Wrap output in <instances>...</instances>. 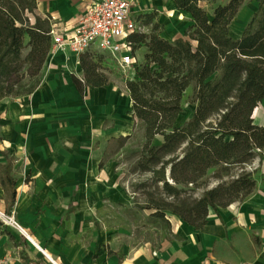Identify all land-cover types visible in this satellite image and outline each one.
I'll use <instances>...</instances> for the list:
<instances>
[{
    "label": "trees",
    "instance_id": "trees-1",
    "mask_svg": "<svg viewBox=\"0 0 264 264\" xmlns=\"http://www.w3.org/2000/svg\"><path fill=\"white\" fill-rule=\"evenodd\" d=\"M171 1L177 11L189 15L191 25L183 37H160L156 22L148 35L130 37L136 50L144 44L147 53L134 68V77L124 83L132 117L143 126L144 138L130 173L137 179L146 176L130 185L129 193L137 209L167 225V214L176 216L198 230L206 224L208 209L227 207L252 193L253 172L244 167L255 159L264 162V127L252 118L264 100V0H257L252 19L236 39L230 36L231 23L250 0H228L210 16L202 0ZM36 10V0H0V101L30 95L40 86L36 79L50 52L51 21ZM154 16L149 14L145 25ZM78 61L83 76L71 80L80 95L85 88L110 84L92 54H82ZM188 88L195 110L177 127ZM157 136L162 142L154 145ZM129 137L111 139L107 148L114 145L116 153ZM211 177L218 183L208 188ZM14 185L11 162L6 160L0 165V186L9 203L6 215L15 200Z\"/></svg>",
    "mask_w": 264,
    "mask_h": 264
},
{
    "label": "crops",
    "instance_id": "crops-1",
    "mask_svg": "<svg viewBox=\"0 0 264 264\" xmlns=\"http://www.w3.org/2000/svg\"><path fill=\"white\" fill-rule=\"evenodd\" d=\"M36 1L38 15L55 18L67 28L81 15L69 0ZM201 3L209 4L210 0ZM153 10L158 13V8ZM183 14L190 26L189 15ZM53 57L62 59L66 67L77 66L79 72L75 74L82 78L79 56L67 51L49 53L48 60L52 58L49 67L56 71L59 66ZM70 74L57 71L48 74L32 94L0 101V165L10 160L15 181L16 194L10 213L22 230L33 233V239L26 237L29 243L44 252L35 256L22 254L24 260L17 255H0L5 264H48L43 256L52 264H264V162L257 164L252 193L227 207L208 209L203 228L196 230L176 216L166 217L171 240L159 251L145 248L112 252L102 239L103 233H96L97 245L88 240L82 243L74 240L71 235L77 232L72 228L74 216L62 218L65 210L70 213L67 205L73 202V189L81 183L94 182L95 177L98 180L114 176L111 160H103L99 168L102 159L87 160L82 146L88 144L91 129L102 134L106 145L111 139L125 136L132 125L122 113L125 108L124 112L132 116V110L129 96L122 100L117 88L111 85L85 88L80 95ZM188 90L191 89L185 93ZM108 118L112 123L101 130ZM258 126L264 127V116L263 124ZM24 153L28 155L25 161ZM81 197L79 193L75 198L77 213L85 214L88 210ZM8 206L0 186V211H7ZM11 237L13 240L8 236L18 248L20 243Z\"/></svg>",
    "mask_w": 264,
    "mask_h": 264
},
{
    "label": "rangeland",
    "instance_id": "rangeland-1",
    "mask_svg": "<svg viewBox=\"0 0 264 264\" xmlns=\"http://www.w3.org/2000/svg\"><path fill=\"white\" fill-rule=\"evenodd\" d=\"M89 1L90 0H69V2H72L73 6H76L78 15L81 14L84 5ZM227 2L228 0H217L214 3H205L204 5L201 3V7L206 11L207 15L210 16L216 6L224 5ZM156 8H158V13L153 10ZM256 8L257 0H250L240 8L230 26V36L232 38L236 39L240 36L245 26L252 19ZM134 11L135 14H137L138 21L143 25V33L145 35L149 34L151 24L155 22L160 25V29L158 30L160 32L159 36L168 41L183 37L188 27V17L184 16L183 13L177 12L174 7L171 6L169 0H135ZM149 14H154L155 16L150 24L145 25ZM29 21L30 23H33L31 16H29ZM26 43L27 37L25 36L23 44L26 45ZM27 51L28 48L25 47L22 51L23 55ZM146 53L147 49L145 45L140 44L137 48V55L139 56L141 64L144 62V55ZM48 55L42 70L36 79L40 84L45 80L48 74L55 73L56 71L62 73L71 72V77L80 76V74H75L77 71L79 72L77 66L76 69H73L70 66L66 67L60 58L56 60L53 57V60L55 59V62H58L56 64L59 68L56 71L51 70L49 65L52 64V58L48 60ZM92 58L97 63L100 71L108 76L110 80L109 85L117 88L119 97L122 100H125L128 94L125 90L124 83L134 77L135 71L133 70L127 74L121 72L108 57L98 52L92 53ZM152 68H154V66H152ZM191 93L192 91L188 90V92L184 94V97H182V112L179 114L175 122V126L177 127L183 126L191 118L195 110V106L190 104ZM125 110L126 109L124 108V111ZM124 111L122 115L127 117L129 126L132 125V128L129 127L126 130L125 136L130 135V137L125 142L124 146L116 151V153L114 145L107 148L103 136L98 130L94 132L91 129L88 137V144L82 146L83 151L86 152V158L89 161L96 158L111 160L114 165L113 178H98L97 180L95 177L93 178L94 182L81 183L80 187L74 188L72 191L73 202L67 205L70 213H67V210H65L62 218L68 219V217L74 216L72 228H75L77 232L76 234L71 235L74 237V240L81 243L88 240L90 243L94 242L95 245H97L99 239L96 236V233H103L102 239L105 241L106 247L112 252H130L145 248L159 251L169 240H171L169 231L170 226L163 220L152 217L149 211L139 210L132 204L129 193L130 185L137 180L142 181L146 178V176H142L137 179L135 175L130 173L132 163L138 157V152L144 143L143 126L140 123L135 122L133 117L129 114L127 115ZM263 116L264 100L256 106L252 113L253 123L256 125H262ZM92 120L93 118H91L90 125H92ZM109 123H112L111 118L105 120L101 130L109 128ZM1 135L0 124V145L2 144ZM161 142L162 138L157 136L155 137L153 144L159 145ZM27 157L28 155L26 153L22 154V159L24 161ZM257 164L258 160L255 159L248 166L244 167L245 171L253 172L254 179L258 170ZM233 172L237 173L238 170H233ZM211 174L212 171L209 172V176ZM217 183L218 181L212 177L209 178L208 188L214 187ZM79 193L82 194V205L87 207L88 210L87 212L85 211V214L77 213L75 198ZM200 194V190L196 192L197 196ZM126 196L129 198H126ZM5 213L6 211H0V214H2L0 216V223L3 225V227H0V255L5 257L17 255L20 260H24L22 254L27 255L28 253L31 256L43 255L41 250L34 248L26 238L27 236L33 238V233L26 229L23 230L24 232H20L17 227L19 226L21 228L18 221L11 213H9V215H6ZM166 217L170 218V215L167 214ZM2 220H4L5 223H3ZM87 223L90 225L89 228H87ZM7 232L20 243L18 248H15L10 238H8ZM43 257L46 263L52 264L46 256Z\"/></svg>",
    "mask_w": 264,
    "mask_h": 264
},
{
    "label": "built area",
    "instance_id": "built-area-1",
    "mask_svg": "<svg viewBox=\"0 0 264 264\" xmlns=\"http://www.w3.org/2000/svg\"><path fill=\"white\" fill-rule=\"evenodd\" d=\"M134 1L90 0L71 28L50 18V53L67 51L80 56L98 52L108 57L121 72L133 71L140 59L130 37L143 34V25L133 10ZM2 222L5 223L4 220ZM5 262L0 256V264Z\"/></svg>",
    "mask_w": 264,
    "mask_h": 264
},
{
    "label": "bare ground",
    "instance_id": "bare-ground-1",
    "mask_svg": "<svg viewBox=\"0 0 264 264\" xmlns=\"http://www.w3.org/2000/svg\"><path fill=\"white\" fill-rule=\"evenodd\" d=\"M29 239V238H28ZM33 239V238H32ZM31 241V240H30ZM37 246V245H36Z\"/></svg>",
    "mask_w": 264,
    "mask_h": 264
}]
</instances>
